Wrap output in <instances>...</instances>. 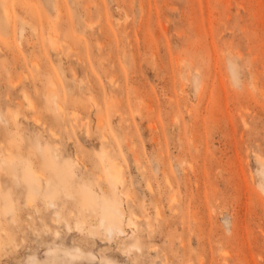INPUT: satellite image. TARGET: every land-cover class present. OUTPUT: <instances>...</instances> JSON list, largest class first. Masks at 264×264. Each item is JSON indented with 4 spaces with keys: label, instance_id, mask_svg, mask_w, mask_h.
Segmentation results:
<instances>
[{
    "label": "rangeland",
    "instance_id": "rangeland-1",
    "mask_svg": "<svg viewBox=\"0 0 264 264\" xmlns=\"http://www.w3.org/2000/svg\"><path fill=\"white\" fill-rule=\"evenodd\" d=\"M0 264H264V0H0Z\"/></svg>",
    "mask_w": 264,
    "mask_h": 264
},
{
    "label": "bare ground",
    "instance_id": "bare-ground-1",
    "mask_svg": "<svg viewBox=\"0 0 264 264\" xmlns=\"http://www.w3.org/2000/svg\"><path fill=\"white\" fill-rule=\"evenodd\" d=\"M50 95H51L50 98L53 100L54 104L58 105L56 92L50 93ZM106 169H107L106 171H107V174H108V177H109L110 181L112 182L114 187H116V184H117V182L119 180V174H118V171H117L116 167L113 166L112 164H109ZM101 200H102L103 203H107L108 202L106 197H102ZM111 209L113 210L114 213H117V214H120V215L122 214L120 210H117L116 208H114L112 206H111ZM107 230L114 231V228L112 226H109L107 228ZM119 230L123 231L121 228Z\"/></svg>",
    "mask_w": 264,
    "mask_h": 264
}]
</instances>
